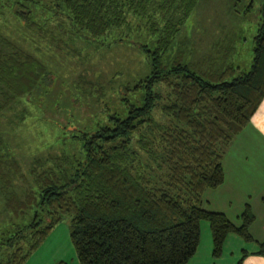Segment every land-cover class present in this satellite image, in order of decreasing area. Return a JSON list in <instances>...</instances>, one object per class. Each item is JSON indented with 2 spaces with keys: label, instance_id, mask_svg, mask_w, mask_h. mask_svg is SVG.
Returning a JSON list of instances; mask_svg holds the SVG:
<instances>
[{
  "label": "trees",
  "instance_id": "1",
  "mask_svg": "<svg viewBox=\"0 0 264 264\" xmlns=\"http://www.w3.org/2000/svg\"><path fill=\"white\" fill-rule=\"evenodd\" d=\"M0 1L10 2L33 31L41 28L29 19L32 8H41L48 20L61 17L66 24L58 22L50 37L41 29L47 48L87 39L134 46L143 59L139 74L121 82L111 102L82 124L55 129L49 145L59 153L31 162L26 189L10 186L3 199L9 216L0 225V264H23L64 214L70 215L69 239L79 264H186L202 220L213 257L229 233L251 239L247 202L238 224L201 202L205 189L222 183L223 149L264 96V0L248 37L245 16L238 15L243 34L235 32L217 56L196 59L170 52L196 0ZM19 51L21 56L0 59V112L39 81L49 82L44 55ZM259 245L264 255V243Z\"/></svg>",
  "mask_w": 264,
  "mask_h": 264
},
{
  "label": "rangeland",
  "instance_id": "2",
  "mask_svg": "<svg viewBox=\"0 0 264 264\" xmlns=\"http://www.w3.org/2000/svg\"><path fill=\"white\" fill-rule=\"evenodd\" d=\"M261 1L196 0L180 26L170 52L179 50L185 55L190 54L193 59L217 56V51L227 40L231 43L237 37L235 32L243 34L238 28L239 17L245 16L241 18L242 27L247 37L251 34L259 20ZM248 3L250 6L246 11ZM9 4L0 1V59L4 61L9 53L21 56L19 49L40 59L44 55L43 62L50 74L47 85L39 81L29 93L12 99L0 112V225L8 220L9 213L3 209V199H7L12 191L10 186L18 192L26 189L30 185L28 170L31 162L42 157L43 153H59L56 146L49 145L55 129L62 125L82 124L89 119L103 102L108 104L114 99V89L120 91L121 82L139 74L143 63L138 50L131 45L105 47L91 40L74 39L66 48H47L44 42L48 41L51 32L56 31L57 23L66 24L62 18L45 19L41 8L35 10L31 7L33 13L29 19L48 33L45 38L41 29L27 28L23 19L14 15V7ZM153 117L163 121L159 112H154ZM138 153L145 158L141 151ZM221 161L224 185L205 189L201 206L221 211L238 224V214L243 202H247L256 212L251 229L261 236L264 213H261L259 202L264 196V96L247 125L224 147ZM69 222L70 215H62L31 253L27 263L50 262L59 257V261L66 264H78L69 239ZM206 231L209 233L207 222L202 220L199 236L202 243Z\"/></svg>",
  "mask_w": 264,
  "mask_h": 264
},
{
  "label": "crops",
  "instance_id": "3",
  "mask_svg": "<svg viewBox=\"0 0 264 264\" xmlns=\"http://www.w3.org/2000/svg\"><path fill=\"white\" fill-rule=\"evenodd\" d=\"M221 164L223 168L222 161H221ZM224 182H225V177L223 178V181L221 185L219 186H223ZM216 188H218V186ZM263 190H264V186H263ZM245 203L246 202H243V205ZM259 203L261 205V213H264L262 211V209H264V196L262 197ZM248 205H249L250 212L253 215V221L248 227V231L251 236V239L244 240L235 234L229 233L223 241L220 255L218 257H213L211 256V253H210V250H211L210 233H207L206 231V236L204 237L203 243L199 239V242H198V245H197V248L194 254L187 260L186 264H235L237 259L243 253L244 255H242V258H241V264H264V255L258 253V250H260L259 244L261 242L264 243V222L261 223L260 225V235L261 236L254 234L253 229H251V225L255 221L256 212H254V210L253 211L251 210V206L249 203ZM31 253L29 254V256L31 255ZM29 256L26 258L23 264H28L27 260ZM59 260H61V258L58 257V258L52 259L50 262L40 261L37 264H55Z\"/></svg>",
  "mask_w": 264,
  "mask_h": 264
}]
</instances>
